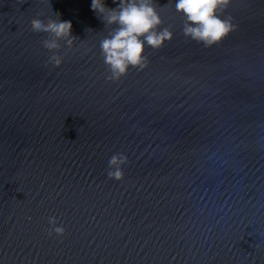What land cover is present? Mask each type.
<instances>
[{"label": "water", "instance_id": "water-1", "mask_svg": "<svg viewBox=\"0 0 264 264\" xmlns=\"http://www.w3.org/2000/svg\"><path fill=\"white\" fill-rule=\"evenodd\" d=\"M120 3L0 0V264H264V0L211 45L148 0L171 37L122 74Z\"/></svg>", "mask_w": 264, "mask_h": 264}, {"label": "clouds", "instance_id": "clouds-1", "mask_svg": "<svg viewBox=\"0 0 264 264\" xmlns=\"http://www.w3.org/2000/svg\"><path fill=\"white\" fill-rule=\"evenodd\" d=\"M227 0H176V11L183 13L187 18L184 32L192 39L211 45L219 41L228 31V25L216 18L213 13L218 5ZM90 9L94 13L104 14L106 11L104 0H91ZM105 19L108 23L120 25L110 39L101 42V49L105 54V63L109 64L114 73H124L128 65L136 66L142 60L143 43L153 48L161 46L165 39H170L171 33L167 30L157 34L154 31L160 23L158 16L148 3V0H139V3L121 0L119 11L107 10ZM196 25V27H191ZM36 29L54 32L57 36L68 35L71 29L70 21L53 24L51 28H44L39 21H33ZM146 34V35H145ZM144 36V41L139 39ZM115 157L110 163H115ZM113 175L110 173V176ZM115 178H120L117 171ZM57 233L62 229L56 228Z\"/></svg>", "mask_w": 264, "mask_h": 264}]
</instances>
